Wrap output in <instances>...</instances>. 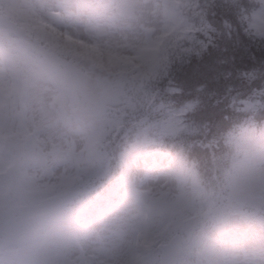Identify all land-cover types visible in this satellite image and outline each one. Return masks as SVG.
Here are the masks:
<instances>
[{
	"label": "rangeland",
	"instance_id": "374dc122",
	"mask_svg": "<svg viewBox=\"0 0 264 264\" xmlns=\"http://www.w3.org/2000/svg\"><path fill=\"white\" fill-rule=\"evenodd\" d=\"M185 1L0 0V153L7 151L0 154V264H144L151 247L175 234L183 238L178 264H264V219L258 224L242 207L264 198L259 93L246 89L235 97L243 123L235 143L228 140L237 162L220 174L226 185L222 200H208L188 172L145 152L163 138L196 147L188 139L199 136L196 128L188 130L183 110L163 108L150 90L134 87V103L123 114L141 107L144 115L134 112L142 117L135 124L139 129L114 138L124 122L106 109L118 102L116 73L128 77L135 71L129 63L149 59L176 24L185 28L173 10ZM260 2L253 20L262 35ZM28 20V29L49 41L43 61L19 51H43L39 43L33 46L35 35L20 33L25 47L11 37L18 33L17 21ZM157 76L156 71L146 78ZM110 142L117 164L125 162L115 189L103 160L102 148L111 150ZM97 184L98 192L109 191L106 203L99 196L94 204L96 212L65 208ZM49 227L51 237L33 248L29 239Z\"/></svg>",
	"mask_w": 264,
	"mask_h": 264
},
{
	"label": "trees",
	"instance_id": "16d2710c",
	"mask_svg": "<svg viewBox=\"0 0 264 264\" xmlns=\"http://www.w3.org/2000/svg\"><path fill=\"white\" fill-rule=\"evenodd\" d=\"M261 6L260 0H188L187 6L177 12L188 28L178 25L177 32L149 59L140 58L138 64L129 63L127 66H133L135 71L128 77L116 79L120 87L117 118L124 122L114 138L124 137L125 130L133 135L139 129L135 124L141 122L142 117L135 118L134 112L141 111L144 115L141 107L123 114V109L134 103V87L140 89L141 86L142 90L153 92V100L163 103V108L183 110L188 130L194 127L199 134L197 139L190 137L188 141L195 140L198 145L186 149L179 142L170 143L163 138L154 141L145 152L150 156L172 158L180 169L197 180L202 190L212 194V201L217 197L224 199L226 185L220 174L237 162L236 157L229 154L228 140L231 138L233 144L237 140L244 112L238 108L235 97L246 89L259 93V110L264 114V31L262 35L257 33L253 20ZM29 26V23L22 25L24 32L49 43L38 32L32 33ZM141 71L146 77L157 71L158 76L150 82L137 73ZM109 145L112 146L111 142ZM105 150L109 153L107 175L112 173L110 184L115 185L125 162L117 164L114 147ZM76 207L69 202L65 208L75 210ZM51 234L49 227L45 232L34 233L29 240L35 248ZM157 250L151 247L149 255Z\"/></svg>",
	"mask_w": 264,
	"mask_h": 264
},
{
	"label": "water",
	"instance_id": "95a60500",
	"mask_svg": "<svg viewBox=\"0 0 264 264\" xmlns=\"http://www.w3.org/2000/svg\"><path fill=\"white\" fill-rule=\"evenodd\" d=\"M243 206L251 208L259 213L264 214V198H252L242 203ZM190 237V234H187ZM183 239L176 235L168 244L162 248L161 264H177L179 255L182 252Z\"/></svg>",
	"mask_w": 264,
	"mask_h": 264
}]
</instances>
